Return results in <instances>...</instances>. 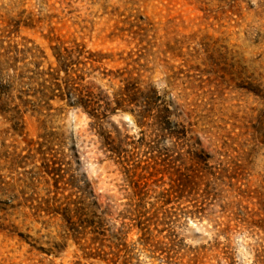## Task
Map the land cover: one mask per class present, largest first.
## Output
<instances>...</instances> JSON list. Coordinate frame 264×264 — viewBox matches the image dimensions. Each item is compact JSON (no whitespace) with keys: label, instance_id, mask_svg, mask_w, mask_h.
Segmentation results:
<instances>
[{"label":"rangeland","instance_id":"1","mask_svg":"<svg viewBox=\"0 0 264 264\" xmlns=\"http://www.w3.org/2000/svg\"><path fill=\"white\" fill-rule=\"evenodd\" d=\"M0 40L45 70L83 45L106 58L95 95L131 83L171 112L158 140L109 114L119 164L86 114L1 69L0 264H264V0H0Z\"/></svg>","mask_w":264,"mask_h":264},{"label":"trees","instance_id":"2","mask_svg":"<svg viewBox=\"0 0 264 264\" xmlns=\"http://www.w3.org/2000/svg\"><path fill=\"white\" fill-rule=\"evenodd\" d=\"M9 34H14L11 29ZM10 38V37H9ZM31 57V61L28 62ZM0 70H13L20 78H29L35 84V89L24 93V96L38 99L44 108L48 109L51 104L56 102L66 107V112L78 111L86 114L94 122L92 128L97 132L100 140L101 150L111 153L110 158H118L119 164L129 154L127 150L115 147L114 142L104 132V123L108 115L119 111L135 112L138 124L145 125L150 119L155 121V125L160 132L159 138L165 137L166 131L170 130L169 117L171 112L165 107L161 99L156 94L141 91L135 84H125L114 95L113 99L109 96H102L100 93L95 95L91 88V81L87 78L91 73L102 69L106 58L103 55L87 50L83 45L76 44L74 47L65 48L63 46L54 49L53 57L56 66L52 64L48 69L43 68V62L47 60L45 52L38 47H29L28 44H8L4 46L0 40ZM104 77H109L106 69H102ZM112 74V72H110ZM29 76V77H28ZM9 87L4 86L0 89L4 94ZM25 106L32 105L29 99L21 100ZM115 108H111V104ZM1 104V100H0ZM3 105H0L2 112ZM155 141L156 145L160 143ZM144 140H142V143ZM142 143L140 145L142 146ZM155 150L156 147H150Z\"/></svg>","mask_w":264,"mask_h":264}]
</instances>
